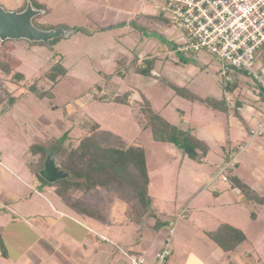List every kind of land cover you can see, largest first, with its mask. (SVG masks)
Listing matches in <instances>:
<instances>
[{
  "label": "rangeland",
  "instance_id": "obj_1",
  "mask_svg": "<svg viewBox=\"0 0 264 264\" xmlns=\"http://www.w3.org/2000/svg\"><path fill=\"white\" fill-rule=\"evenodd\" d=\"M27 2L44 12L34 18L37 28L79 30L68 38L54 39L50 45L10 40L11 55L21 65L9 75L0 71V190L3 188L18 199L16 203L0 193V239L7 256L2 257L0 251V264H61L62 254L53 255V248L47 242L51 240L57 245L62 243L61 239L54 237L53 232L40 234L30 223V216L22 213L23 208L19 213L14 208L30 200L33 186L51 188L49 183L38 179L45 158L36 176L30 173L28 163L36 162L30 146L37 141L49 142L48 139L65 133L69 141L81 138L88 134L92 121L143 147L152 208L159 219L168 222L153 230L148 227L153 219L144 220L141 225L126 221L130 226L119 228L123 242L140 240L146 230L156 231L166 241L172 228L171 255L166 264L171 261L176 264H264V208L245 203L244 197L225 181V174L232 169L242 183L264 196V152H260L264 148V129L257 123L255 129L248 127L250 114L254 113L252 107L256 105L264 116V102L223 90L222 86L230 81L216 71L222 62L207 52L177 55L174 61L163 63L159 50L178 40L179 33L173 28L148 24L139 15H133L140 8L136 0H0V7L15 11ZM125 11H131L130 16ZM133 54H138L139 59L156 55L154 75L159 79L138 76L131 70L125 76L105 82L103 78L114 71L116 62L121 64L123 73L127 71L126 65ZM56 61L67 69V76L52 84L45 73ZM259 61L264 64V57ZM16 72L22 73L24 79L16 80L13 77ZM235 73L249 79L241 71L235 70ZM163 80L185 86L200 97L227 98L230 116L174 96L170 88L161 84ZM96 86L117 95L131 90L130 105L95 101L92 96ZM42 90H50L53 98H36L34 91ZM9 95L17 98L10 109ZM142 95L168 122L182 129L190 128L208 145L204 160L194 162L183 157L173 145L153 141L150 131L143 130L136 118ZM240 106L243 120L237 126L231 122L232 111L239 113ZM34 165L37 168V163ZM45 199L51 206L65 208L53 195ZM125 208L123 201L114 199L108 214L119 210L126 220ZM252 212L254 218L250 216ZM225 227L246 236V241L234 252L215 241L217 232L227 233ZM82 231L84 234L85 228ZM109 243L110 240L105 247L115 258L119 257L115 243L112 247ZM70 248L71 251L73 248Z\"/></svg>",
  "mask_w": 264,
  "mask_h": 264
},
{
  "label": "trees",
  "instance_id": "obj_2",
  "mask_svg": "<svg viewBox=\"0 0 264 264\" xmlns=\"http://www.w3.org/2000/svg\"><path fill=\"white\" fill-rule=\"evenodd\" d=\"M24 6L25 3L17 7L16 11L22 10ZM148 18L151 22H156L166 29L171 28L168 19L159 11L156 16H149ZM33 23L37 27L35 20ZM46 28H49V26ZM78 30L74 29L75 32ZM167 48L173 50L175 48L174 41L169 42ZM11 50L12 41L7 40L0 43V71L5 75H9L21 65V61L11 55ZM156 60V55L139 59L138 54H133L132 59L126 65L127 71L123 73L121 64L116 62L114 71L107 74L103 79L108 82L113 77L125 76L131 70L138 76L159 79L158 76L154 75ZM163 60L164 63L169 61L170 58L165 57ZM242 74L244 75L243 72ZM66 76L67 69L60 61L53 63L45 73V78L52 84H56ZM13 77L18 81L24 79V75L20 72L14 73ZM236 77V73H233L229 80L230 83L222 86L223 90L229 93L233 92L237 87ZM160 82L164 87L170 88L174 96L191 103L205 105L214 111L228 115L230 103L225 97L220 100L212 97H200L189 91L185 86H177L168 80ZM34 94L40 100L44 98L51 100L53 98L50 90L34 91ZM131 95V90L117 95L114 92H103V89L96 86L92 98L100 103L129 106ZM142 97V103H138L136 118L143 130L148 129L150 131L153 141L173 145L183 157L197 163L206 158L209 147L203 140L197 138L190 128L182 129L168 122L152 109L151 104L143 95ZM7 101L8 109H10L17 102V98L14 95H9ZM258 101L264 102L262 90L258 92ZM92 122L88 134L73 141H69L68 135L65 133L59 138L48 139L50 141L46 143L44 141L33 143L29 151L32 158H35L37 168H34L35 163L29 162L30 173L36 176L38 169L42 167V165L40 166L42 160L48 153H51L56 165L62 171L68 173L69 177L48 185H51L56 197L74 213L105 223L108 210L114 199H119L126 205L124 215L127 222L141 225L144 220L153 219L154 230L168 225V222L158 218L152 208V201L148 193L149 174L143 147L135 142L129 143L122 136L102 129L98 123ZM67 141H69L68 144H66ZM227 159L225 157V160ZM236 165L237 163L234 164V166ZM227 172L225 181L230 182L231 188L236 189L244 197L243 201L245 203H253L264 208V196L258 195L242 183L234 175L232 169ZM38 179L46 183L39 175ZM250 216L254 218L255 213L252 212ZM225 228H227V233L220 231L218 234L217 232L215 241L225 250L234 252L246 241V236L239 230ZM209 236L211 237L212 234L210 233ZM224 241L226 243H223ZM0 251L2 257H7L1 239Z\"/></svg>",
  "mask_w": 264,
  "mask_h": 264
},
{
  "label": "built area",
  "instance_id": "obj_3",
  "mask_svg": "<svg viewBox=\"0 0 264 264\" xmlns=\"http://www.w3.org/2000/svg\"><path fill=\"white\" fill-rule=\"evenodd\" d=\"M158 10L167 15L171 28L179 33L175 55L207 52L222 62L219 75L230 80L242 71L263 90L264 0H160ZM259 92V91H257ZM259 127L264 129V117ZM154 262L143 253L127 255L129 264H166L171 255L170 235Z\"/></svg>",
  "mask_w": 264,
  "mask_h": 264
},
{
  "label": "crops",
  "instance_id": "obj_4",
  "mask_svg": "<svg viewBox=\"0 0 264 264\" xmlns=\"http://www.w3.org/2000/svg\"><path fill=\"white\" fill-rule=\"evenodd\" d=\"M87 1L95 2V0ZM136 1L138 3V7L140 8L139 10L133 11V15H139L148 24L159 26V24H157L156 22H151L148 17L156 16L158 14L159 10L157 7L160 4V0ZM125 12H128L129 14L131 11ZM159 51L162 58H170V60L173 61L175 58H177V55L174 54V50H168L167 47ZM236 81L237 87L230 94H238L236 95L237 97H249V99L251 100H255L256 98H258V92L255 90L253 83L249 79L247 80L246 78L239 75L236 77ZM241 109L242 107L240 106L238 109L239 113L238 111H232V117L234 118L231 122L234 125H237V122H242L243 120V117L241 116L242 113L240 111ZM252 109L254 113L250 114L248 121V127L250 130H252L253 127L255 129L257 126L256 123L259 124L260 122H262L264 117L260 115L256 105L252 107ZM229 112L230 111H228V115L230 114ZM238 125L240 126L241 124L239 123ZM262 150L260 152H264V148H262ZM33 188L34 191L30 195V200L26 201L25 204L18 203V205H15L14 209L19 213V209L23 208L22 213H25L26 216H30V223L40 234L48 235L50 232H53L54 237L61 239L62 243L59 242L57 243V245L54 244L51 240L47 241L48 244H50V246L53 248L51 249L53 255H58V253L62 254L60 255L61 257L59 256V261L61 262V264H129V260L125 255L128 251L130 252H128L127 255L143 253L147 262L152 263L154 262L157 253L164 243V237H158L160 236L159 233H155L156 231H153L151 233L147 230L143 233L140 240L134 239L133 243L128 242L127 240L123 242L119 234V228L124 225V227L128 228L130 225L129 223H126V220L121 216L122 214L119 210L112 211L110 214H108L107 221L105 223H102L94 219L78 215L68 209L64 204L63 205L65 206V208L62 207V209L51 206L45 198L46 196L51 195L57 198L54 194L53 188H39L38 185L33 186ZM1 189L2 190H0V193H2L3 197L13 199L15 200V202L17 201V196L6 191L3 188ZM1 200V203H5V200ZM57 200L59 199L57 198ZM59 202L62 203L60 200ZM150 225L151 226L148 227L154 230V221L151 222ZM83 228H85L86 230L84 234L82 233L84 232L82 231ZM71 239L73 240L71 241ZM109 240L111 241V244L109 243V245H111L112 247L114 246L112 243H115L116 248L119 249L120 254L123 255L126 260H123L120 254L118 255L119 257L115 258L114 255L111 254L109 248L105 247L104 244H108ZM69 242H72L71 245L69 244ZM58 244L60 246H58ZM70 246H72L73 249L70 248ZM68 248L72 250L70 251ZM49 258L54 260L53 256H49ZM171 264L176 263L171 261Z\"/></svg>",
  "mask_w": 264,
  "mask_h": 264
},
{
  "label": "water",
  "instance_id": "obj_5",
  "mask_svg": "<svg viewBox=\"0 0 264 264\" xmlns=\"http://www.w3.org/2000/svg\"><path fill=\"white\" fill-rule=\"evenodd\" d=\"M43 13V11L35 9L30 2H27L20 11H7L0 7V42L24 40L30 44L49 45L54 39L68 38L75 32L60 28L47 30L37 28L34 26L33 20ZM39 176L49 184L69 177L68 173L56 165L51 153L46 155Z\"/></svg>",
  "mask_w": 264,
  "mask_h": 264
}]
</instances>
